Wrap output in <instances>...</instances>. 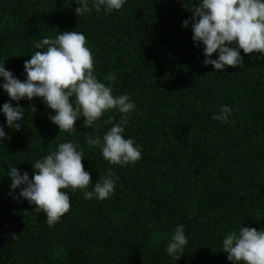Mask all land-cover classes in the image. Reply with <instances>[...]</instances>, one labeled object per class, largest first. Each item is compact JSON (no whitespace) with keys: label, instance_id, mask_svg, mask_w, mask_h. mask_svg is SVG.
Returning a JSON list of instances; mask_svg holds the SVG:
<instances>
[{"label":"trees","instance_id":"obj_1","mask_svg":"<svg viewBox=\"0 0 264 264\" xmlns=\"http://www.w3.org/2000/svg\"><path fill=\"white\" fill-rule=\"evenodd\" d=\"M198 2L126 0L111 13L101 6L77 16L76 0H0V64L24 81V62L46 50L35 43L59 32L83 33L94 75L135 104L123 135L142 153L135 164L113 165L100 146L86 143V137L102 140L112 127L104 123L109 116L121 121L118 109L91 128L81 116L68 133L50 120L55 111L41 98L11 101L25 113L15 130L0 110L8 133L0 142V264H233L222 250L224 237L243 226L264 230V54L240 49L242 67L205 65L187 8ZM9 101L0 87V109ZM222 106L231 109L226 122L213 118ZM67 141L83 152L92 178L87 190L111 169L115 191L88 200L81 190L62 189L71 209L50 227L46 214L15 198L20 188H10L7 173L16 166L31 179L33 164ZM181 224L188 244L178 260L167 245Z\"/></svg>","mask_w":264,"mask_h":264},{"label":"clouds","instance_id":"obj_2","mask_svg":"<svg viewBox=\"0 0 264 264\" xmlns=\"http://www.w3.org/2000/svg\"><path fill=\"white\" fill-rule=\"evenodd\" d=\"M76 2L80 5L75 9L79 16L89 13L92 8L100 12L101 6L106 13L120 10L126 0H94L92 7H89L88 0ZM187 8L193 13L192 39L204 46L205 65L211 64L215 70H223L226 66L242 67L240 49L245 54H264V0H199ZM188 25L189 20H184L183 26ZM34 47L46 50L36 51L30 60L24 62L26 80L14 77L4 63L0 64V77L4 81L0 87L10 97L0 110L6 116L8 127L21 128L17 121L24 119L25 109L19 104L14 107L11 101L22 99L41 98L55 111L50 120L58 125L60 132L68 133L75 131L81 116L85 118L84 126L91 128L105 112L118 109L122 114L121 121L113 123L109 116L104 123L112 124V127L102 140L99 136L86 137V143L89 147L100 146L103 158L113 165L135 164L140 160L139 147L134 140L123 135L127 114L134 110L135 104L127 94L114 96L112 87L94 75L95 58L87 46L86 36L77 31L59 32L55 38L41 39ZM214 53H218V58H211ZM106 79L114 82L116 76L109 73ZM30 111H36L34 104ZM230 113L229 107L222 106L220 114L213 118L226 122ZM7 136L0 125V142ZM78 148L79 144L73 141L60 143L58 150L32 163L31 179L26 171L21 174L16 166L7 173L11 177L10 188H20L19 197L15 198L28 200L36 206L35 211L46 214L50 227L71 209L70 196L62 189L81 190L88 200L94 197L104 200L115 191L111 169L95 183L93 191L87 190L92 178L84 169L83 152ZM15 236L13 234L12 239ZM187 244L184 225H178L167 245V252L179 260ZM222 250L233 264H264V230L243 226L239 232L231 231L222 241Z\"/></svg>","mask_w":264,"mask_h":264}]
</instances>
